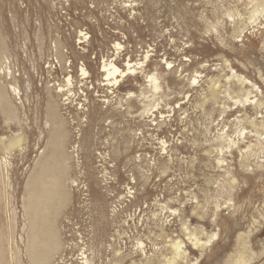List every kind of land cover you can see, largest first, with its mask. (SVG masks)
I'll use <instances>...</instances> for the list:
<instances>
[{
  "label": "rangeland",
  "instance_id": "374dc122",
  "mask_svg": "<svg viewBox=\"0 0 264 264\" xmlns=\"http://www.w3.org/2000/svg\"><path fill=\"white\" fill-rule=\"evenodd\" d=\"M0 264H264V0H0Z\"/></svg>",
  "mask_w": 264,
  "mask_h": 264
},
{
  "label": "bare ground",
  "instance_id": "6f19581e",
  "mask_svg": "<svg viewBox=\"0 0 264 264\" xmlns=\"http://www.w3.org/2000/svg\"><path fill=\"white\" fill-rule=\"evenodd\" d=\"M113 60V59H112ZM111 60V61H112ZM110 61V62H111ZM109 62V61H108ZM127 63V62H126ZM81 69V68H80ZM79 70V69H78ZM81 72V74L84 75L86 74L85 70H83V68L81 70H79ZM102 73H103V76L105 77V80L103 81H107L108 84H111L113 86L115 85H118L120 84L123 79L131 74L134 73L135 71V68L134 66L128 62L124 67L123 69L121 70L119 67H117V65L114 63V62H111L109 64H105L103 67H102ZM87 75V74H86ZM11 79V78H10ZM70 79V78H69ZM152 80V79H151ZM67 83V82H66ZM70 84V83H69ZM112 86V87H113ZM9 87V86H8ZM69 87V86H68ZM115 88V87H114ZM60 89V88H59ZM58 89V90H59ZM16 90V89H15ZM14 90V92H16ZM61 90V89H60ZM71 91V90H69ZM71 93V92H70ZM17 94V93H16ZM130 94V93H129ZM17 96V95H16Z\"/></svg>",
  "mask_w": 264,
  "mask_h": 264
}]
</instances>
